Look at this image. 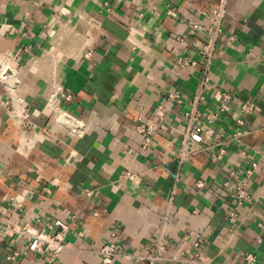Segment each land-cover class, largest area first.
I'll list each match as a JSON object with an SVG mask.
<instances>
[{"label":"crops","instance_id":"crops-1","mask_svg":"<svg viewBox=\"0 0 264 264\" xmlns=\"http://www.w3.org/2000/svg\"><path fill=\"white\" fill-rule=\"evenodd\" d=\"M217 1L0 0V58L13 51V63L21 69L18 94L33 110L36 126L22 134L5 110L9 94L0 86V222L59 217L69 224L70 244L49 262L2 233L0 264H100L97 250L104 243H125L142 252L161 226L174 244L185 230H194L204 240L203 255L214 264H240L243 251L264 264V226L258 225L264 222V0H228L208 69L211 80L240 102H256L244 115L249 132L233 137L235 105L230 106L224 120L213 125V138L225 140L224 158L204 148L212 138L201 143L184 162V175L167 202L184 127L179 114L190 110L206 67L199 58L175 75L174 60L190 47L189 21L209 24L205 12ZM25 43L31 44L28 52L22 50ZM172 90L188 102L171 103L144 147L135 128L139 114L155 119L154 106ZM202 96L200 110L218 102L212 88ZM57 108L83 119L85 134L73 136L52 124ZM249 159L258 163L249 184L254 201L238 207L232 232L227 212L236 204L223 180L232 170L242 177ZM197 180L206 186L195 188ZM84 226L90 232L81 238ZM169 249L176 254L175 246ZM13 250L22 255L10 261L6 255ZM112 264L139 263L117 258Z\"/></svg>","mask_w":264,"mask_h":264},{"label":"built area","instance_id":"built-area-1","mask_svg":"<svg viewBox=\"0 0 264 264\" xmlns=\"http://www.w3.org/2000/svg\"><path fill=\"white\" fill-rule=\"evenodd\" d=\"M228 0H218L209 12H205V16L209 19V24L203 25L190 22L187 37L192 38L189 41L190 47L185 45L187 38L182 37L180 41L184 43L182 51L175 56L173 71L175 75H179V69H186L198 63L199 58H203L206 64L205 71L200 79L199 92L191 99L190 110L179 114L184 127L181 131L179 147L174 151V157L177 163L175 171V179L171 185L170 194L168 196V205L171 204L172 195L176 192L177 184L184 175L182 166L185 161L202 149L201 143H209L206 150H209L211 156L217 159L224 158L226 149L224 147L225 140L217 135L213 138L215 129L213 125L221 123L229 107L235 105L232 119L236 124V131L233 132L234 138H239L249 131L245 128L246 120L244 115L253 112L256 102L253 99H247L240 102L238 97L232 91L222 88L217 82L211 80L208 69L216 54V44L223 33V18L227 12ZM169 14L176 15L174 8H169ZM198 33L202 37L196 36ZM25 35V33H23ZM228 40H233V35L228 36ZM31 44L25 43L22 47L23 51H29ZM190 49V50H188ZM13 51L7 52L0 58V86L9 94V99L3 101L7 114L13 123L22 131L33 130L36 126L32 120L33 110L25 104L24 100L19 96L18 89L22 84L21 69L17 64L13 63ZM212 88L216 91L218 102L213 108L200 110L197 103L200 101L205 90ZM70 98V95H66ZM165 98L154 106L152 113L155 119L145 120L144 114H139L140 122L135 126L137 132L144 138L143 146L148 147L152 142L154 133L158 123L164 121L168 116V110L171 109V103L176 102L178 106H183L188 102L179 90L167 91ZM233 110V108H231ZM52 124H58L66 129L73 136H83L86 132V123L83 119L71 114L67 110L57 108L52 119ZM52 127V125H51ZM51 127H46L51 129ZM213 148H216L215 151ZM258 167L255 160L249 159L246 166L240 170L243 172L242 177H236V170H232L224 178L223 184L229 188V192L235 201V206L231 207L227 212V220L229 230L234 232L237 228L239 211L238 207L245 203H253V196L249 191L251 176ZM129 177H133L128 174ZM195 188L202 189L206 186L204 180H197L194 184ZM19 210L23 209L22 201L16 204ZM260 227L264 226V222H258ZM69 232V224L65 220L47 216L45 219L36 218L33 222H0V235L2 233L15 237L18 241L23 242L24 249L30 252L40 254L49 262L56 261L61 253L70 244L67 240ZM90 229L84 226L78 231L81 238L88 235ZM175 246L176 254L169 253L170 247ZM204 240L198 236L194 230H185L178 241L174 244L166 235V228L160 227L153 240L140 252L131 250L125 243L106 242L98 250L97 253L101 258L100 264H112L117 258H126L135 260L139 264H162L167 262H176L180 264H214L210 257L203 255ZM22 255L21 250H13L7 253L6 257L10 261L17 260ZM242 261L240 264H257L256 256L253 252H241ZM88 264V263H81Z\"/></svg>","mask_w":264,"mask_h":264}]
</instances>
